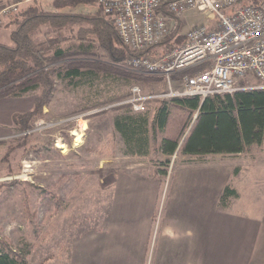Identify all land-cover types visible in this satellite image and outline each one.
Returning <instances> with one entry per match:
<instances>
[{
	"label": "rangeland",
	"instance_id": "1",
	"mask_svg": "<svg viewBox=\"0 0 264 264\" xmlns=\"http://www.w3.org/2000/svg\"><path fill=\"white\" fill-rule=\"evenodd\" d=\"M34 3L50 10V0H0V11L14 4L17 9H23ZM96 9V5L91 4L78 7L76 12L87 14ZM9 16L0 26V42L7 44L14 27L5 25ZM209 23L194 12L177 32L184 33L192 25ZM76 30L77 26L72 25L63 31V35L70 38L64 43L65 47L75 44L71 37ZM47 31V27H40L36 36L41 37ZM92 52L94 55L69 56L56 63L61 66L70 61L97 62L98 67L90 68L98 70H95L98 78L77 87L56 80L47 105L32 123V127L40 121L51 125L45 129L38 127L28 139L12 140L20 135L12 115L30 110L36 93L0 99L12 100L10 105L16 106L10 120L5 119L6 124L0 123V239L16 249L26 250L29 264H40L44 260V264H109L118 254L116 250L121 247L118 243L123 235L105 234L111 222L110 209L115 200L118 175L134 173L152 178L155 176L153 162L164 159L154 155L153 151L144 157L124 155L123 143L112 127L115 111L107 110L80 119V115L91 110L87 108L93 101L114 93L127 94L132 86L138 85L146 93L166 92L168 89L161 78L141 76L119 65L115 67L141 77L131 84H126L117 74L109 77L106 69L101 67L109 64L106 55L97 47ZM255 84L252 78L248 80V86ZM155 106L154 103L149 106L150 113ZM82 121L86 123L83 130ZM74 131L80 134L78 141L73 140L75 137L71 134ZM59 138L66 145L63 153L54 146ZM200 163L228 165L230 175L226 185L238 194L236 208L253 214L264 211V141L240 155L191 157L175 153L166 167V178L160 183L156 205L158 223L153 225L148 240L147 234L141 235L143 244L139 264H154L161 235L158 234L159 226L175 174L184 164ZM100 243L110 251L102 257Z\"/></svg>",
	"mask_w": 264,
	"mask_h": 264
},
{
	"label": "trees",
	"instance_id": "2",
	"mask_svg": "<svg viewBox=\"0 0 264 264\" xmlns=\"http://www.w3.org/2000/svg\"><path fill=\"white\" fill-rule=\"evenodd\" d=\"M262 3L264 0H240V4ZM91 4L97 7L95 12H76L78 7ZM50 6V10H45L34 3L10 14L5 23L6 26H14L9 33L10 43L0 42V99L36 93L30 110L12 115L19 133L32 128L33 118L41 115L56 80L77 87L98 78V70L90 68L98 67L97 62L70 61L56 66L58 61L74 55H94L92 50L97 47L108 58L109 64L101 66L107 70V76L115 77L117 74L126 84L143 76L115 67L123 68V61L131 53L121 44L113 24L94 0H50ZM72 25L77 26L74 37H71L75 44L67 48L64 43L70 38L64 36L63 31ZM43 26L49 31L41 37L36 36ZM182 40L183 36L175 30L152 52L165 51ZM128 96L129 93H114L93 101L87 109L119 102ZM153 103L156 106L150 113L149 106ZM149 106L143 112H134L127 105L108 111H115L112 127L123 143L124 155L144 157L153 151L154 155L164 157L158 162L152 160L155 177L160 181L166 178V167L175 153L191 157L241 154L264 141V90L241 89L232 94L210 95L203 100L197 96L175 97L154 100ZM103 113L106 112L94 115ZM32 135L12 140L24 141ZM237 196L236 190L226 185L218 206L221 209L227 207L229 200ZM27 255L26 250L16 249L0 239V264H29Z\"/></svg>",
	"mask_w": 264,
	"mask_h": 264
},
{
	"label": "built area",
	"instance_id": "3",
	"mask_svg": "<svg viewBox=\"0 0 264 264\" xmlns=\"http://www.w3.org/2000/svg\"><path fill=\"white\" fill-rule=\"evenodd\" d=\"M94 1L113 24L121 44L131 53L122 67L139 75L159 77L168 89L146 93L141 87L132 86L124 100L91 109L80 115V119L121 105L129 106L134 112H143L154 100L192 96L203 100L210 95L232 94L241 89L264 90V3L240 4V0ZM17 10L15 4L3 8L0 26L5 17ZM189 11L204 17L209 25H192L179 44L165 51L152 52L182 27ZM251 78L256 82L254 86L247 85ZM50 125L37 122L19 136ZM73 145L76 146L75 142ZM54 146L62 153L66 150L62 138Z\"/></svg>",
	"mask_w": 264,
	"mask_h": 264
},
{
	"label": "crops",
	"instance_id": "4",
	"mask_svg": "<svg viewBox=\"0 0 264 264\" xmlns=\"http://www.w3.org/2000/svg\"><path fill=\"white\" fill-rule=\"evenodd\" d=\"M194 12L187 13L186 21ZM185 32L178 34L183 36ZM11 102L0 100L1 124H6L5 119L10 120L15 112L16 106L10 105ZM180 168L165 201L154 264H264V211L245 213L236 208V198L223 209L218 206L230 175L229 166L200 163L184 164ZM160 183L155 176L118 175L110 209L111 222L105 234L123 235L118 243L121 247L116 250L118 254L109 264H139L141 235L147 234L148 240L153 225L158 223ZM102 244L99 245L101 257L110 252Z\"/></svg>",
	"mask_w": 264,
	"mask_h": 264
},
{
	"label": "bare ground",
	"instance_id": "5",
	"mask_svg": "<svg viewBox=\"0 0 264 264\" xmlns=\"http://www.w3.org/2000/svg\"><path fill=\"white\" fill-rule=\"evenodd\" d=\"M85 126H86V123L85 122H83L82 121V123H81V128H82V130L85 128ZM72 135L75 137V140L76 141H78L79 139H80V134H79V132H72ZM60 148V147H59ZM62 148V147H61Z\"/></svg>",
	"mask_w": 264,
	"mask_h": 264
}]
</instances>
